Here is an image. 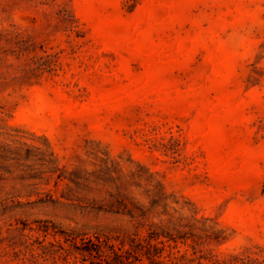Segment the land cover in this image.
<instances>
[{"label": "rangeland", "instance_id": "374dc122", "mask_svg": "<svg viewBox=\"0 0 264 264\" xmlns=\"http://www.w3.org/2000/svg\"><path fill=\"white\" fill-rule=\"evenodd\" d=\"M137 222L264 264V0H0V264Z\"/></svg>", "mask_w": 264, "mask_h": 264}, {"label": "trees", "instance_id": "16d2710c", "mask_svg": "<svg viewBox=\"0 0 264 264\" xmlns=\"http://www.w3.org/2000/svg\"><path fill=\"white\" fill-rule=\"evenodd\" d=\"M130 217L136 221L143 218L144 213L141 212L137 216L130 215ZM139 225L137 222L132 235H127L123 239H114L115 243H112L109 238L95 237L92 240L87 237L80 238V243L76 244L78 235H68L63 231L56 230L52 225L50 228L44 227L41 232L48 234L51 231L52 236L62 237L64 242L72 241V252L80 256L82 264L86 262L88 264H133L140 262L143 258L147 264H188L185 260V253H180L177 249V244H184L188 240L187 237L151 229H148L145 234H141L138 231ZM191 238L189 247L196 264H252L254 262L250 257L231 256L227 262L220 263L210 253L204 254L200 248L201 245ZM56 244L62 251L61 253H67V250L62 248L58 242ZM51 245L53 246V244ZM165 251L166 255L163 256ZM61 253L58 254L61 256Z\"/></svg>", "mask_w": 264, "mask_h": 264}]
</instances>
